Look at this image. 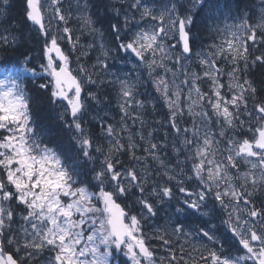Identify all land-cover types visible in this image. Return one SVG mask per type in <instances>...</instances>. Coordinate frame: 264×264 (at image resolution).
<instances>
[{
  "label": "snow or ice",
  "instance_id": "1",
  "mask_svg": "<svg viewBox=\"0 0 264 264\" xmlns=\"http://www.w3.org/2000/svg\"><path fill=\"white\" fill-rule=\"evenodd\" d=\"M259 2L0 0V264H264Z\"/></svg>",
  "mask_w": 264,
  "mask_h": 264
},
{
  "label": "trees",
  "instance_id": "2",
  "mask_svg": "<svg viewBox=\"0 0 264 264\" xmlns=\"http://www.w3.org/2000/svg\"><path fill=\"white\" fill-rule=\"evenodd\" d=\"M71 2H72V4H75L76 0H71ZM90 2L100 3L101 0H90ZM238 2L240 4L241 9H246L248 12L253 14V20H251L250 23L257 22L258 16L260 14L259 6H261L259 0H238ZM10 3L12 4V7H11V9L9 11H10L12 17H13V20L10 23L16 25L17 27H19V26H21V14L23 12V0H10ZM66 6H67V0H66ZM253 9H255V11H253ZM99 11L101 13H103L104 9L101 7L99 9ZM0 26H3L2 25V19H0ZM69 26L74 29L73 34L75 35L77 33V27H80L82 25H81L80 22H77L74 19L70 23ZM97 27H99V25H97ZM84 35H85V33H84ZM106 39L110 40L111 38L110 37H106ZM30 42H33V41H30ZM90 42H91V38L90 37L85 39L84 36H83L81 38V43L82 44L90 43ZM0 55H4V53L0 52ZM7 55L15 56V55H17V53L9 52ZM94 55H95V53H91L88 57L83 59L82 62L85 63L86 65H88L89 63H93V62L95 63V61H93ZM256 76L259 79L261 74L260 73H256ZM108 99L111 102L110 106H111V109H112V114L116 115V98H115V91L114 90L108 96ZM117 118H119V117L117 116ZM40 119H41V123H43L45 126H49L50 124H53V123H56L58 125V121H56V112L51 107L46 106V107L40 109ZM54 131L59 133V126L56 129H54ZM63 135H64V138L66 139L67 138L66 134H63ZM54 138H56V137H54ZM153 243L157 247H159V244L156 241H153ZM174 247H175V243H174ZM185 248H186V246H185Z\"/></svg>",
  "mask_w": 264,
  "mask_h": 264
},
{
  "label": "rangeland",
  "instance_id": "3",
  "mask_svg": "<svg viewBox=\"0 0 264 264\" xmlns=\"http://www.w3.org/2000/svg\"><path fill=\"white\" fill-rule=\"evenodd\" d=\"M261 8V6H259V9ZM81 27L82 26H80V27H77V33L74 35L73 34V37H75L76 35H79L80 34V29H81ZM84 33H85V35H87V30L86 29H84ZM84 35H82V37H83ZM81 37V38H82ZM90 37V36H89ZM91 38V42H92V37H90ZM81 42V41H80ZM205 43H211V41L210 40H207V41H205ZM82 44V43H81ZM85 44H87V43H85ZM79 54V52H77L76 53V55H78ZM91 54V53H90ZM89 54V55H90ZM97 55V53H95V55H94V57H93V61H95V56ZM96 62V61H95ZM81 63H83L82 61H81ZM85 64V63H84ZM91 64H94V62L93 63H89L88 65H91ZM75 65H73V67H74ZM193 68H194V70L195 71H197V72H199L200 71V69L199 68H197L196 66H195V64H193V66H192ZM201 87H205V85H201ZM145 88H147V91L150 93V94H153L154 93V90L151 88V87H148L147 85H145ZM144 89H142V91H143ZM141 98H143V97H141ZM163 111H164V109H161L160 108V106L158 105V112H159V114L160 115H163ZM157 117H152V116H149V117H147V119H149L150 121L151 120H154V119H156ZM111 122V121H110ZM152 127H156V125L155 124H153L152 125ZM94 131H99V129H93ZM166 130V129H165ZM249 138H251V137H249ZM138 155H142V153H138ZM122 159H124L125 161L127 160V158L126 157H122ZM161 225H163V221L161 222H159ZM145 231H152V229L151 228H149V230H147V229H145ZM154 244V243H153ZM184 246H186V250L187 251H190L191 249H190V246L188 245V244H185ZM165 253H163V252H161L160 253V255H164ZM179 255V254H178ZM195 255V254H194ZM187 257H185V259H186Z\"/></svg>",
  "mask_w": 264,
  "mask_h": 264
},
{
  "label": "bare ground",
  "instance_id": "4",
  "mask_svg": "<svg viewBox=\"0 0 264 264\" xmlns=\"http://www.w3.org/2000/svg\"><path fill=\"white\" fill-rule=\"evenodd\" d=\"M162 222V221H161Z\"/></svg>",
  "mask_w": 264,
  "mask_h": 264
}]
</instances>
